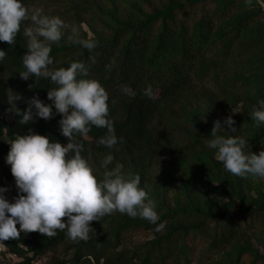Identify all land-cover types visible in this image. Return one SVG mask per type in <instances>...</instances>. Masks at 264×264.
<instances>
[{
  "label": "trees",
  "instance_id": "1",
  "mask_svg": "<svg viewBox=\"0 0 264 264\" xmlns=\"http://www.w3.org/2000/svg\"><path fill=\"white\" fill-rule=\"evenodd\" d=\"M47 1L50 6L62 9L61 12L52 11L48 16H59L63 21L76 19L84 22L91 11L88 3L76 0ZM206 1H217L225 8L233 4L225 0H189L184 4L172 2L165 11L154 13L135 25L117 26L111 37L95 40L98 46L92 52L79 44L52 47L51 67L67 68L73 61H82L88 76L81 78L98 80L109 94V118L113 121L117 145L113 149L98 145L97 140L106 130L94 126L87 136H74V140L83 145L81 155L88 160L98 178H102L106 170L102 163L108 154L114 159L107 170L119 164L125 175L124 171L131 164L149 172L165 160L183 166L194 154L215 150L205 146V140L210 136H189L182 142L168 127L171 120L191 116L199 106H205V116L213 122H222L231 116L232 109L242 100L237 90V78L228 74L242 47L235 39L218 33L220 25L214 18L216 13L217 16L221 13L217 10L209 17L197 19L196 9ZM23 2L28 7L37 5L38 0ZM184 10L186 15L181 19L179 15ZM223 18L225 16L221 21ZM25 26H30L27 20L21 23V30L12 45L0 42V50L6 52L5 59L0 61V177L14 181L11 166L5 158L10 151L9 143L17 136L31 131L62 145L68 143L59 129L62 116L54 108L50 123L34 115L33 121L27 125H21V117L10 111L14 106L23 113L33 97L51 104L47 93L56 87L44 77L20 78L19 73L25 71L22 57L27 53V38L23 34ZM90 56L94 57V63ZM122 87H127L129 91L123 92ZM13 96L18 99L10 105L8 99ZM221 127L225 131H218L217 134L243 137L253 153L260 151L261 143L249 142L238 128L233 133L227 132L230 129L223 123ZM155 131L159 132L158 138ZM0 188L3 186L0 185ZM225 216L216 214L191 220L189 214L171 213L160 217L157 224L179 217L185 218V223L165 225L159 232L155 231L157 225L142 223L146 230H153L155 234L151 241L133 250L121 248V229L112 242L104 239L72 241L65 230L52 237L39 232H21L19 238L2 243L9 253L23 258L21 264L40 262L57 252L61 253V257L47 264H189L191 254L195 253L199 244L208 245L206 259H209L247 237L248 226L227 221ZM105 223L102 218L90 222L93 231L89 234L100 231ZM252 264H264V257L256 256Z\"/></svg>",
  "mask_w": 264,
  "mask_h": 264
},
{
  "label": "clouds",
  "instance_id": "2",
  "mask_svg": "<svg viewBox=\"0 0 264 264\" xmlns=\"http://www.w3.org/2000/svg\"><path fill=\"white\" fill-rule=\"evenodd\" d=\"M28 19L31 25L23 29L27 38V53L22 57L25 71L19 73L20 78L44 77L56 87L47 93L51 104L33 97L23 113L14 106L10 111L21 117V125H27L34 115L51 119L54 108L62 116L59 129L68 143L62 145L31 131L9 143L10 151L5 159L11 166L18 195L14 202H9L5 197L8 189L0 188V242L17 239L21 232H39L52 237L65 230L72 241H87L93 231L90 222L114 212L145 219L157 225L155 231L163 230L165 223L157 224L156 203L146 186H141L140 175L125 176L119 164L107 170L114 159L108 154L102 163L106 170L103 177L98 178L88 160L81 155L83 145L75 141L74 136H87L93 126L106 130L97 140L98 145L113 149L118 138L109 118L107 90L96 79L81 78L88 76L85 63L73 61L67 68L51 67L52 46L61 41L65 22L59 16L42 15L39 8L29 9L23 0H0V42L12 45L21 30V23ZM69 39L89 52L98 46L94 39L79 38L75 29ZM5 57L6 52L0 50V61ZM89 59L95 62L94 57ZM122 91L127 93L129 89L122 87ZM15 99L18 97L9 98L8 103L12 105ZM250 117L255 127L264 126V99L257 101ZM221 123L230 129L227 132H236L231 116L222 122L217 120L205 146L216 150L215 158L232 175L250 174L264 178V150L253 153L243 137L217 134L225 131Z\"/></svg>",
  "mask_w": 264,
  "mask_h": 264
},
{
  "label": "rangeland",
  "instance_id": "3",
  "mask_svg": "<svg viewBox=\"0 0 264 264\" xmlns=\"http://www.w3.org/2000/svg\"><path fill=\"white\" fill-rule=\"evenodd\" d=\"M76 1L88 3L91 6L90 14L81 23L76 19L64 21L66 27L62 30V39L53 48L75 44L69 39L73 29L81 39H106L113 35L117 26L135 25L154 13L165 11L172 2L184 4L189 0ZM225 1H232L233 4L225 8L217 1H206L198 6L196 15L200 19L213 15L216 10L220 12L214 18L220 25L218 33L222 37L235 39L242 47L228 73L237 78V90L242 99L232 109L231 117L235 121L234 127L241 130L249 142L261 143V151L264 150V126L255 127L250 114L257 101L264 99V0ZM28 8H39L42 15L62 11L61 8L50 6L47 0H38L37 5ZM185 15L184 10L180 12L179 18L183 19ZM223 16L225 18L221 21ZM27 21L31 25L30 19ZM205 110V106H199L193 115L171 120L169 130L182 142L189 136H210L214 122L205 116ZM46 121L50 123V119ZM155 135L158 138L159 132L155 131ZM215 156V150H205L194 154L183 166L165 160L147 172L131 164L124 173L125 176L140 175L141 186H146L150 198L155 201L159 218L171 213H185L189 214L191 220H200L218 214L226 215L227 221L248 226L247 237L209 259H206L208 245L199 244L195 253L191 254L189 264H252L256 256L264 257V178L250 174L232 175ZM102 219L106 223L100 231L89 234L88 240L104 239L112 242L121 229V248L133 250L151 241L155 234L141 225L150 222L139 217L130 218L126 214L114 212ZM184 223L185 218L179 217L165 225L178 226ZM60 257V252L51 253L36 264H47Z\"/></svg>",
  "mask_w": 264,
  "mask_h": 264
},
{
  "label": "built area",
  "instance_id": "4",
  "mask_svg": "<svg viewBox=\"0 0 264 264\" xmlns=\"http://www.w3.org/2000/svg\"><path fill=\"white\" fill-rule=\"evenodd\" d=\"M0 185L3 188H7L8 191L5 193L6 199L9 202H14V198L18 195V189L16 187V183L14 180H7L4 176L0 177ZM26 250V249H25ZM29 258H32L31 254H28ZM23 262V258L18 255H14L9 253L8 249L0 242V264H21ZM40 263V262H36ZM32 262V264H36Z\"/></svg>",
  "mask_w": 264,
  "mask_h": 264
}]
</instances>
